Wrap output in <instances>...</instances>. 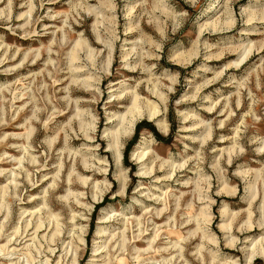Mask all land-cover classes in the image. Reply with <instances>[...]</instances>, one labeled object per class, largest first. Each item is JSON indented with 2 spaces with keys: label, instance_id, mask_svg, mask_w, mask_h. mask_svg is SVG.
Listing matches in <instances>:
<instances>
[{
  "label": "rangeland",
  "instance_id": "rangeland-1",
  "mask_svg": "<svg viewBox=\"0 0 264 264\" xmlns=\"http://www.w3.org/2000/svg\"><path fill=\"white\" fill-rule=\"evenodd\" d=\"M131 94L165 131L109 121ZM262 240L264 0H0V264H264Z\"/></svg>",
  "mask_w": 264,
  "mask_h": 264
},
{
  "label": "bare ground",
  "instance_id": "bare-ground-1",
  "mask_svg": "<svg viewBox=\"0 0 264 264\" xmlns=\"http://www.w3.org/2000/svg\"><path fill=\"white\" fill-rule=\"evenodd\" d=\"M192 2V0H189ZM221 22V21H220ZM227 23V22H226ZM222 24V23H221ZM224 25V24H223ZM226 26V25H225ZM203 27H205L206 29L208 28H211L214 32H219V30L221 29L220 26H218L216 23L214 22H211V23H206L205 25H203ZM201 27V28H203ZM228 27V26H227ZM200 28V29H201ZM212 31V32H213ZM246 55L243 58V60H246L248 58V56L250 55V51H248L246 53V51L244 52ZM73 59V58H72ZM243 60H241L243 62ZM184 60H178L177 62L182 64ZM137 103H139V98L136 94H131V97H130V105L127 106L125 109H126V112L125 113H122L121 115H112L110 118H109V121H111L112 123L114 121H117V123L121 122L123 126L126 125V129L130 132L132 131L137 122H138V119L140 118H143V117H147L149 121L155 123L156 125V128L160 131V132H163L165 131V126L163 124V122L160 121V111L159 110H156L155 107H150V110L149 112L146 114V115H143L141 114V112H136V114L133 116L134 112H135V108L137 107ZM127 116H130L128 119H127ZM114 119V121H113ZM124 122H125V125H124ZM122 126V127H123ZM123 129V128H122ZM126 131L124 132H120L119 131H114V132H111L110 135H111V143L109 144V147H110V150H112V153L114 154V157H115V161H116V166H119L118 162L120 160V157H121V149H122V143H123V140L125 139L126 137ZM144 156V152L140 153V155L137 157V159H139V161L142 159V157ZM181 169V168H180ZM120 170V169H118ZM84 182V181H83ZM65 200V199H64ZM206 209V207H205ZM207 210H210L209 208ZM226 210L224 211L223 214H226ZM250 215V214H249ZM73 219V218H72ZM36 225V224H35ZM249 225V224H248ZM247 225V226H248ZM262 225V224H261ZM27 226V225H26ZM249 230H252L251 226H249ZM259 227V225H258ZM28 228V227H27ZM37 228V227H36ZM41 227L38 226V228L35 230V231H38ZM43 228V227H42ZM222 228V226H221ZM223 229H224V226H223ZM227 229V227L225 228ZM51 239V238H50ZM234 241V240H233ZM232 241V242H233ZM264 241V240H262ZM255 243H256V240H255ZM8 244V243H7ZM228 244V243H227ZM230 244V243H229ZM232 247L234 246L233 243L230 244ZM230 247V246H229ZM253 251V250H252ZM2 252V251H1ZM255 252V251H254ZM254 252H252L250 255H249V258H253L254 257ZM260 252V251H259ZM262 253V252H261ZM260 253V254H261ZM256 257V256H255ZM250 260V259H249Z\"/></svg>",
  "mask_w": 264,
  "mask_h": 264
}]
</instances>
